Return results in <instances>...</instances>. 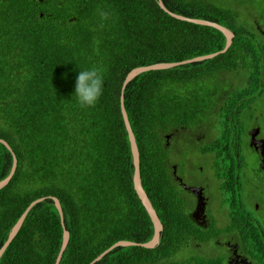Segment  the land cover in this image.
I'll use <instances>...</instances> for the list:
<instances>
[{"label":"trees","instance_id":"16d2710c","mask_svg":"<svg viewBox=\"0 0 264 264\" xmlns=\"http://www.w3.org/2000/svg\"><path fill=\"white\" fill-rule=\"evenodd\" d=\"M163 1L175 13L216 21L235 36L213 58L147 71L128 84L125 106L140 151L142 184L166 223L157 247H116L95 264H161L174 256L179 238L195 233L164 190L157 160L163 157L164 133L191 127L215 109L216 100L228 105L247 96V83L233 85L234 75L243 71L252 79L256 67H264V40L237 9L250 3ZM225 43L220 30L177 19L158 0L1 4L0 138L18 163L0 189V248L29 204L43 196L60 199L70 231L59 264H89L120 240H150L154 224L134 188L123 82L135 67L214 53ZM90 67L102 71L104 91L95 106L84 108L73 93L78 68ZM13 152L0 142V180L12 170ZM62 242L61 216L48 198L29 212L0 264H56Z\"/></svg>","mask_w":264,"mask_h":264},{"label":"flooded vegetation","instance_id":"af4514ba","mask_svg":"<svg viewBox=\"0 0 264 264\" xmlns=\"http://www.w3.org/2000/svg\"><path fill=\"white\" fill-rule=\"evenodd\" d=\"M256 69L257 77L240 78L247 96L216 100L191 127L164 133V190L195 233L161 264H264V67Z\"/></svg>","mask_w":264,"mask_h":264},{"label":"water","instance_id":"95a60500","mask_svg":"<svg viewBox=\"0 0 264 264\" xmlns=\"http://www.w3.org/2000/svg\"><path fill=\"white\" fill-rule=\"evenodd\" d=\"M158 3L164 10H166L170 15H172L173 17H175L177 19L185 20L188 22L196 23V24L211 26V27H214V28L220 30L221 32H223V34L226 37V43H225V46L222 50L214 52V53L196 56V57L186 59L183 61H179V62H159V63L145 65V66H138V67L133 68L127 74V76L123 82V85H122L121 110H122L125 126H126V129L128 131V137H129V142H130V147H131V152H132V159H133V164H134V174H133L134 188H135L139 198L141 199L143 205L145 206L146 210L148 211V213L152 219L155 231H154L153 237L146 242L139 243V242L130 241V240L117 241L116 243L111 245L108 249L104 250L99 256H97L89 264H95L96 262H98L99 260L104 258L109 252H111L116 247L140 245V246L147 247V248H155L160 244L161 239H162L161 233L164 229V225H163L155 207L153 206V203L151 202V200H150V198H149V196H148L147 192L145 191L143 184H142L141 171H140V151H139V147H138V144L136 141V137H135L134 131L132 129V126H131V123L129 120V116H128V112H127V109L125 106V90H126L128 84L130 82H132L136 77H138L141 73H144L147 71L165 70V69L173 68V67H176L179 65L199 62V61H203V60H206L209 58H213L220 53L226 52L230 48V46L232 45L233 38L235 36V33L230 28H228L227 26H225L223 24H220L216 21H212V20H208V19L188 17V16H185L182 14L175 13L166 7L163 0H158ZM0 142L3 143L9 150H11L13 152L11 145L5 139L0 138ZM13 157H14V163H13L12 170H11L9 175H7L4 179L0 180V189L4 188L6 185L9 184V182L11 181V179H12V177L16 171L18 160H17V157H16L14 152H13ZM48 198H52L54 200V204L56 205V207L60 213L61 221H62V225H63V242H62V246H61L59 255H58L57 260H56V264L60 263V261L63 257V254H64V252H65V250L69 244V241H70V231L68 230V228L65 225L64 212H63V207H62L61 201L56 196H43V197H40V198L32 201L29 204V206L26 208V210L23 212V214L20 216L18 221L14 224V226L10 230L7 240L5 241V243L0 248V258L5 253L6 249L12 243V241L15 239V237L18 235L19 231L21 230V228H22L29 212L32 210V208L35 205L39 204L40 202L45 201Z\"/></svg>","mask_w":264,"mask_h":264},{"label":"clouds","instance_id":"9594fccd","mask_svg":"<svg viewBox=\"0 0 264 264\" xmlns=\"http://www.w3.org/2000/svg\"><path fill=\"white\" fill-rule=\"evenodd\" d=\"M78 69L73 96L81 107H93L103 95V73L97 67Z\"/></svg>","mask_w":264,"mask_h":264},{"label":"rangeland","instance_id":"374dc122","mask_svg":"<svg viewBox=\"0 0 264 264\" xmlns=\"http://www.w3.org/2000/svg\"><path fill=\"white\" fill-rule=\"evenodd\" d=\"M245 1L250 3L251 6L249 4H244L243 6L239 5L237 6V9L243 12L242 15L243 22L246 23L251 29L254 28L257 34L262 38L264 36V0H245ZM247 7L254 8V10H249ZM242 73L243 71L240 73V76L237 73L236 75H234L239 80L236 81L234 78L232 80L239 84H243L245 81V77L242 80L240 79ZM175 254L176 253H174V255ZM178 256L180 259L183 257L181 254H178ZM171 258H173V256L170 257L169 259Z\"/></svg>","mask_w":264,"mask_h":264}]
</instances>
